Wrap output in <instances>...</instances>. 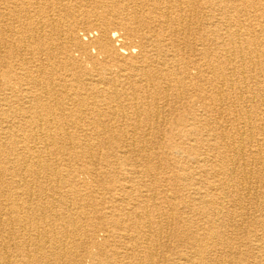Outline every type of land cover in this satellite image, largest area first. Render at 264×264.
<instances>
[{"label":"bare ground","instance_id":"6f19581e","mask_svg":"<svg viewBox=\"0 0 264 264\" xmlns=\"http://www.w3.org/2000/svg\"><path fill=\"white\" fill-rule=\"evenodd\" d=\"M85 4L90 8L85 9ZM0 5L5 6L4 10L0 6V82L4 83L0 91L5 90L0 93V116L13 119L12 109L17 105L22 117L0 128V158L5 160L0 161V264H82L88 259L94 264H164V233L186 244L188 249L179 252L183 264L224 262L215 257V252L220 246L236 248L237 239L228 237L223 227L237 230L240 224L233 222L223 205L240 203L238 186L248 175V165L258 167V180L264 178V139L254 137L264 132V127L257 124V109L244 110L243 105H237L248 99L244 97L247 91L233 78L237 73L243 75L245 62L257 64L264 74V57L257 54L262 42L251 29L252 24L234 18L225 24L221 16L215 15L216 0H0ZM251 6L259 10L264 23V4L255 2ZM75 9H85L82 23L92 24L96 37L81 39L74 20L68 28L72 40L62 46L67 60L61 71L50 70L45 63L35 64V57H26L37 68L28 70L25 55L44 53L48 59L55 58L50 40L64 29L55 26L54 20L75 17ZM230 22H236L235 29L221 35L222 24L230 26ZM119 28L125 36L116 32ZM137 35L140 45L135 48L117 43L134 40ZM245 53L251 54L248 60ZM260 85L264 89L262 80ZM230 89L235 93L233 97L227 92ZM7 94L14 101L8 110L3 108L9 103ZM263 97L260 94L258 100L261 109ZM243 110L247 137L235 147L240 159L245 160L240 165L242 170L229 167L233 162L221 151L228 147L226 138L189 146L187 150L196 152L191 158L193 163L199 165L205 161L201 155H210L206 163L212 171L206 168L197 177L186 172L164 177L169 184L172 182L168 213L162 205L148 203L147 198L164 196L160 188L153 185L141 189L131 182L103 185L104 194L121 201L108 207V212L101 208L105 200L92 205L90 198L95 194L87 192L82 178L90 172L85 165L75 166L77 159L98 157L85 149L93 143L79 138L77 132L60 130L67 118L127 120L134 114L133 118L159 119L172 114L169 122H150V128L159 130L164 126L185 135L210 131L216 135L215 118L219 121L230 113L241 116ZM54 115H58L55 119L63 128L59 125V131L52 132L50 129L56 125L50 118ZM116 126L133 129L134 136L127 141L128 146L117 149V155L141 151L145 173L152 178L156 171L150 163L152 154L137 141L140 125L126 122ZM39 127L42 130L36 132L34 129ZM96 127L111 133L106 123ZM61 139L74 142V148L62 150ZM181 144L176 145L177 152L186 149ZM64 154L77 159L63 166L54 158ZM103 157L113 156L105 152ZM127 159L132 162L128 155ZM116 160L110 164L114 166ZM188 181L191 188L186 194ZM188 207L198 216L196 220L195 215L184 216ZM201 220L205 223L200 224ZM196 224L198 228L194 229ZM256 224L264 228V218ZM256 229H251L247 238L260 249L264 234L261 236ZM104 244L112 248L105 250ZM79 248L85 252L79 254ZM234 253L239 260L251 255L249 250H231L229 254Z\"/></svg>","mask_w":264,"mask_h":264},{"label":"rangeland","instance_id":"374dc122","mask_svg":"<svg viewBox=\"0 0 264 264\" xmlns=\"http://www.w3.org/2000/svg\"><path fill=\"white\" fill-rule=\"evenodd\" d=\"M217 6H216V17L222 18V20L225 22H228L227 20L229 18H234L235 20L245 22V23H251L255 35H259L260 40L259 42L261 45L257 47V54L261 56V58L264 57V31L261 30V26L264 24L261 17H259V10L252 7L251 3L255 2H261L264 4V0H216ZM235 2V3H234ZM89 4L83 5L84 7L90 8L88 6ZM231 5V6H230ZM234 5V6H233ZM2 6V10H4L5 6ZM85 9H75V17H65V18H59L54 20L55 26H61L64 31L60 32L57 35H53L51 38V42L53 43V46L55 47V58L52 57L50 59L47 58V55L44 53H38V54H30L25 55V63L28 65L29 69L35 70L37 69L34 67V63L30 61L28 58L35 57L37 59L35 64H38L39 66L42 63H45L47 65V68L53 71H61L62 67L66 63L67 56L65 53L62 52V46L67 43L71 42L72 37L69 36L68 28L71 25V22L75 20L76 26V32L78 36L83 39L84 41H89L90 39L96 37V29L92 24L90 23H82L84 18V10ZM227 12V13H226ZM202 16V14H199ZM236 22H230L228 23L230 26L223 25L220 27V34L221 35H228L231 31L235 29ZM91 30V31H90ZM85 32V33H84ZM114 32V29L112 30ZM116 32L118 34H123L125 36V31L123 29H116ZM93 34V35H92ZM134 40H128L126 42H117V43H125L124 45L126 47H136L140 43V36L137 35ZM218 36L219 33H218ZM86 39V40H85ZM132 41V42H131ZM131 43V44H130ZM140 45V44H139ZM138 49V48H137ZM244 56H246V60H248L251 57V54L245 53ZM76 57H78L76 55ZM15 58H18L15 56ZM39 59V60H38ZM139 60V59H138ZM244 68V69H243ZM245 72L242 74L237 73L233 76V78L239 82L241 86H243L245 92L244 97L248 98L245 99L244 102H239L237 105H243L244 110H253L257 109V112L255 113L257 124L264 127V109L259 108V98L260 94L264 96V89L260 85V81L262 80L264 82V74L259 72V66L252 65L251 62H245V65L241 67ZM254 73L253 77L250 75ZM237 78V79H236ZM254 82V83H253ZM0 82V89H2V86ZM263 89V90H262ZM5 92L4 91H0ZM230 96L235 95L233 90L227 91ZM2 96H5L3 93ZM10 94H7V97H9ZM251 96V97H250ZM1 97V95H0ZM233 97V96H232ZM264 98V97H263ZM252 100V101H247ZM254 101V102H253ZM3 101L0 100V104ZM12 98L9 97V103L7 105H4L3 108L9 109V106L13 104ZM22 104L25 103V105H28L26 100H20ZM12 103V104H10ZM10 104V105H9ZM14 105V104H13ZM16 107L12 110L15 112H12L14 117L13 119L7 118V119H1L0 116V128H5L7 125H11L13 123H17V121H20L22 119L21 114L19 113ZM262 107V106H261ZM11 110V111H12ZM244 110L242 111L241 116L239 114H225L223 115V118L221 120H217L215 118L213 127L216 132V135L210 134V132H202L198 135H185L180 133L179 130L174 129V131H170L167 129H164V126L157 129H151V123L150 122H160L164 124V122H169L171 116H163L161 118H156V116H153L151 119H147L145 117H139V118H133L134 114L130 115L127 120L125 119H119L114 120L111 117H102V118H94V117H82L77 119H71L67 118L64 121H62V124H64V128L61 125V123L55 119L58 118V115H54L53 118H50V120H53L52 125H56L54 128L50 129V131L55 132L59 131L57 127L59 128V125L62 126L63 129H60L62 131H71V132H77L79 135L78 137L81 139H90L93 143V145L88 146L89 148H85L86 150L90 151V153L97 154L98 157L91 160L90 158H87L85 161L79 160L77 158L69 157L68 155H58L54 159L61 165L65 164H71L77 159L78 165L75 167H82L85 165V167L89 170V174L82 175V178L86 182V189L87 192H93L95 195H92L90 200L92 201V205L97 206V203H101L102 200H105L103 206H101L102 210L108 212V207H111L113 204L120 203L121 201L115 202L113 198H109V194H104L106 186L103 187L104 184L109 185L111 182H114L116 185H125V183L130 184V182L135 185L138 188L146 189L144 187H150L153 186L160 188L164 194V196L159 195L158 199H152L147 198L148 203L150 206L155 205H162L161 207L167 210V213L170 212V204L168 203L170 200V194L172 192V182L169 184L166 179L168 177H172L177 174H185L186 173H194V176H199V173L202 172L204 169H208V172L211 173L212 168L211 166L206 163V158H210L209 156L206 157L205 155H201L205 161L196 164L193 163L191 158L193 157V154L196 152H192L190 150H187V148L191 145H194L200 141H224L223 138H226L228 147L222 148L221 151L225 152L229 157L230 161L233 162V164L229 167H237L238 170H242L241 164L245 163L244 159H240L237 149L235 148L236 145L239 143V141L247 137V130L248 126L245 125V119H244ZM6 111V110H5ZM10 112V111H7ZM250 111H248V114ZM21 117V118H20ZM225 118V119H224ZM138 119V121H137ZM161 120V121H160ZM12 122V123H11ZM106 123L109 126L110 132L107 134L106 132L102 131V129H97L96 125L98 123ZM119 122V123H118ZM133 123V124H139V135L137 137V141L140 145H144L146 148L147 153H151V159L150 163L155 166V170L152 173V178L148 176L145 173V159L142 156L141 151L135 150L131 153H127L124 157L123 155H117V149H119L121 146H128V142L130 139L134 138L132 136L133 129L131 128H121L116 125L118 124H124V123ZM149 123V125H147ZM168 125H171L169 123ZM116 126V127H115ZM96 127V128H95ZM150 128V132L145 134V131ZM228 129V130H227ZM264 129V128H263ZM36 132L42 130L41 127L34 129ZM46 130V129H43ZM122 130V131H121ZM124 132V133H122ZM222 133V134H221ZM224 134V136H223ZM240 134V135H239ZM260 134V135H259ZM124 136V137H123ZM217 137V138H215ZM254 137H258V139H264V132H258L254 135ZM78 138V139H79ZM149 140L151 142H144L140 140ZM120 140V141H118ZM164 140V141H163ZM79 141V140H78ZM235 141V142H233ZM261 141V140H260ZM61 146L62 150L66 149V151H70L73 149V143L69 139H61ZM146 143V144H145ZM183 143L186 149H181V151L177 152L176 145ZM255 144V143H253ZM147 145V146H146ZM182 145V144H181ZM254 145H249V148H252L253 150L255 147ZM121 147V148H122ZM152 149H151V148ZM236 150V151H235ZM205 152V149L203 150ZM109 153L111 156L109 159H106V157H103L104 153ZM263 156H264V150H263ZM102 154V156H101ZM204 154V153H203ZM127 155L131 157V163H128ZM123 157V158H122ZM238 157V159H236ZM67 158V159H66ZM115 158L119 159L116 160L114 163L115 165L112 166L111 161L115 160ZM179 158V159H178ZM217 158V157H216ZM70 159V160H69ZM66 160V161H65ZM0 161L4 163V159L0 158ZM178 161V162H177ZM239 161V162H237ZM212 164V162L207 161ZM244 162V163H243ZM107 163V165H105ZM168 163V165H167ZM74 165V164H73ZM144 165V166H143ZM228 168V167H227ZM251 168V169H250ZM248 175H245V180L242 181L243 184H239L238 186V193L241 197L240 203H229L226 205H223L225 207V211H230L231 216L233 218V222L240 224L239 228L237 230L232 229L231 227H223V230H227L226 235L228 237H233L236 244L234 246L237 248H232L233 251H250L251 255L246 257L245 259H238L237 255L229 254L230 249L225 246H220V250L216 253L215 257H221L224 259V262L217 263V264H256V261L258 260V264H264V240L262 238L261 244L262 248L259 249L257 246L254 245L253 241H250L251 238H247L249 235V232L251 229L255 228L257 233L261 234V236L264 234V228L259 224H256V221L259 220V218H264V178L261 180H258L255 177V173L258 169V167L254 165H248L247 166ZM250 169V170H249ZM252 170V171H251ZM140 171V172H139ZM253 172V173H252ZM208 174V173H207ZM45 174H42L44 176ZM132 176V181H128V177ZM206 175V174H204ZM159 176H163L162 179L159 178ZM239 176V177H238ZM237 179L241 177V174H239ZM191 178V177H190ZM224 177L220 178L219 181H221ZM134 179V180H133ZM152 179L154 181H152ZM219 181L217 183H219ZM237 181V180H236ZM159 182V183H158ZM193 182V178L192 181ZM188 181V184L185 187L186 194H189V184L191 183ZM156 183V185H155ZM158 183V184H157ZM178 183V182H173ZM148 184V185H146ZM180 183H178V187ZM181 185V184H180ZM232 183L230 182V186ZM177 187V186H176ZM222 189V188H220ZM251 189V190H250ZM244 190V191H243ZM146 193V191H144ZM193 192V189H191V193ZM120 193V192H118ZM249 194V195H248ZM121 197V196H118ZM71 201V200H70ZM180 202V201H178ZM175 203V201L171 202ZM176 204V203H175ZM167 205V206H166ZM177 208V206H176ZM242 210H239V209ZM188 209V210H187ZM109 214V213H107ZM195 212L191 207H188L184 209V216H194ZM198 216L195 215L194 219L196 220ZM197 222V221H196ZM205 222L203 220L200 221V224H204ZM198 228V224L194 226V229ZM231 228V229H230ZM237 232V233H236ZM105 245V244H104ZM186 244L181 243L178 241L177 238L172 237L169 233H164V264H183L181 260L179 259V252L188 249ZM112 248L109 244L105 245L103 249ZM101 249V250H103ZM256 250V251H255ZM257 253L259 256L258 259H255L256 255L254 252ZM85 252L84 248H79L78 253L83 254ZM175 252V253H174ZM254 253V254H253ZM97 262V261H96ZM95 263V262H94ZM93 261L88 259L86 262L83 261L82 264H94Z\"/></svg>","mask_w":264,"mask_h":264}]
</instances>
